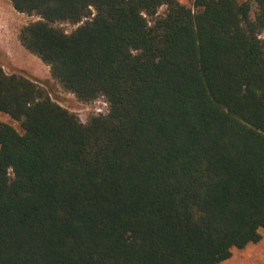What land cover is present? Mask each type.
I'll return each mask as SVG.
<instances>
[{
	"label": "trees",
	"instance_id": "trees-1",
	"mask_svg": "<svg viewBox=\"0 0 264 264\" xmlns=\"http://www.w3.org/2000/svg\"><path fill=\"white\" fill-rule=\"evenodd\" d=\"M9 1L62 92L0 67L22 130L0 123V264H219L260 241L264 0ZM63 93L108 112L81 123Z\"/></svg>",
	"mask_w": 264,
	"mask_h": 264
},
{
	"label": "rangeland",
	"instance_id": "rangeland-1",
	"mask_svg": "<svg viewBox=\"0 0 264 264\" xmlns=\"http://www.w3.org/2000/svg\"><path fill=\"white\" fill-rule=\"evenodd\" d=\"M178 2L185 7L192 8L194 0H178ZM163 11L164 8H161L159 13ZM35 20L36 17H30L15 12L9 0H0V67L9 74L22 73L39 81L53 83L55 87L62 92L52 81L48 67L37 57L21 47L17 40L19 30L26 24ZM60 28L66 32H71L75 29V27L70 24H62ZM63 95L67 101L70 102V105L66 108L68 111L75 114L80 121V115L84 114V112H81V105L85 104L78 103L75 98L69 94L63 93ZM0 123L7 124L13 127L17 132L22 133L19 123L13 121L8 115L1 112ZM260 234L261 239L259 242L249 244L243 249H232L230 257L219 264H263L264 231H261Z\"/></svg>",
	"mask_w": 264,
	"mask_h": 264
},
{
	"label": "built area",
	"instance_id": "built-area-1",
	"mask_svg": "<svg viewBox=\"0 0 264 264\" xmlns=\"http://www.w3.org/2000/svg\"><path fill=\"white\" fill-rule=\"evenodd\" d=\"M84 112L83 115H80V122L85 123L89 115H105L108 112V104L103 99H98L90 104L81 105Z\"/></svg>",
	"mask_w": 264,
	"mask_h": 264
},
{
	"label": "bare ground",
	"instance_id": "bare-ground-1",
	"mask_svg": "<svg viewBox=\"0 0 264 264\" xmlns=\"http://www.w3.org/2000/svg\"><path fill=\"white\" fill-rule=\"evenodd\" d=\"M9 51V50H8ZM42 72V71H41ZM40 74V73H39ZM42 74V73H41ZM43 74H44V72H43ZM45 75V74H44ZM42 77V76H41ZM70 98V97H69Z\"/></svg>",
	"mask_w": 264,
	"mask_h": 264
}]
</instances>
